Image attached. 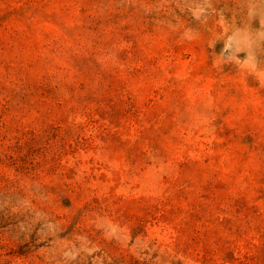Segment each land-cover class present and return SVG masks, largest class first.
<instances>
[{
	"label": "rangeland",
	"instance_id": "1",
	"mask_svg": "<svg viewBox=\"0 0 264 264\" xmlns=\"http://www.w3.org/2000/svg\"><path fill=\"white\" fill-rule=\"evenodd\" d=\"M0 264H264V0H0Z\"/></svg>",
	"mask_w": 264,
	"mask_h": 264
}]
</instances>
